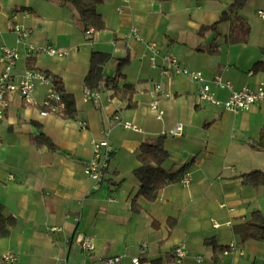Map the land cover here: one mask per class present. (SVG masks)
Wrapping results in <instances>:
<instances>
[{"label":"crops","instance_id":"0c3cea01","mask_svg":"<svg viewBox=\"0 0 264 264\" xmlns=\"http://www.w3.org/2000/svg\"><path fill=\"white\" fill-rule=\"evenodd\" d=\"M233 1L129 0L118 13L120 0H102L95 10L104 28L84 32L75 0H0V54L4 46L18 50L14 78L29 69L31 58L33 70L62 80L77 110L73 119L44 113L48 87L39 83L31 104L18 94L8 97L0 121V204L14 225L0 238V256L12 252L16 264H106L113 257L120 260L112 264H131L135 257L140 264H264V241L241 245L234 229L254 211L264 215V186L254 188L241 178L252 170L264 172V151L248 145L264 136V101L236 114L201 102L191 78L163 77L161 59L153 67L144 44L125 37L135 26L145 42L208 81L221 77L235 90L254 89L264 81L263 74L252 72L264 61V18L257 14L264 12V0L244 5L245 38V24L234 18L210 28ZM10 22L31 30L26 44L17 43ZM45 46L60 55L37 51ZM93 51L110 55L103 75L115 78L121 89L116 94L102 84L97 102L83 98ZM155 85L170 96H154ZM212 92L220 101L229 95L214 85ZM115 115L138 130L112 125ZM177 123L182 134L169 136ZM40 134L55 148L36 145L32 139ZM158 136H164L169 155L163 169L189 172L191 180L170 183L149 202L136 198L140 183L132 171L142 143ZM94 140L112 147L98 188L84 173ZM77 235L92 238L94 249H81ZM209 241L229 248L216 263ZM181 243L187 255L177 263L173 250Z\"/></svg>","mask_w":264,"mask_h":264},{"label":"built area","instance_id":"2783aa9c","mask_svg":"<svg viewBox=\"0 0 264 264\" xmlns=\"http://www.w3.org/2000/svg\"><path fill=\"white\" fill-rule=\"evenodd\" d=\"M129 0H120V4L117 7V12H124V8L128 5ZM257 14L264 18L263 11H257ZM10 30L16 35L17 43L26 44L27 39L31 35V30L20 26L14 22H10ZM126 38H133L136 41L143 43L146 51L149 54V60L153 67H157V58H160L163 65L160 66V74L169 79L175 75H184L191 78L197 85V97L201 102L210 103L215 106H220L222 109L232 113H238L241 111H248L254 104L264 101V81L260 82L256 88L250 89L244 87L240 90H235L230 81L224 80L221 77H214L211 81H208L201 72L190 71L179 60L168 54H161L158 46L153 42H145L138 32L135 26H131L128 32L125 34ZM33 48L27 50V57L32 53ZM38 52H44L50 56L60 55V52L51 46L40 47ZM19 58V52L16 48L4 46L1 48L0 54V121L4 117L6 101L12 94H18L26 104L32 103V93L37 83L48 87L47 95L43 106L48 111L44 113L54 114L58 108L62 107L58 94L52 89V83L44 73L26 69L23 71L19 79H15L13 75V69ZM212 85L220 89H226L229 93L225 101L218 100L212 92ZM100 89L93 91L85 88L83 93L84 100H92L97 102L100 99ZM154 96L161 93L164 97H169L170 94L162 93L160 85H155L151 92ZM156 102L151 105L152 109H155ZM161 112L157 113V118H160ZM112 125L120 126L124 129L138 130V127L128 121L122 119L120 115H115L111 119ZM82 128H86L85 122L79 123ZM183 125L177 123L174 125L167 134L169 136H179L182 134ZM92 159L84 165V173L94 182V187L98 188L103 180V174L108 167L112 147L104 140L92 141ZM13 179L12 176H9ZM191 180V175L186 172L179 180L182 185H188ZM223 206V205H221ZM215 226H217L214 223ZM74 242L84 251H91L94 249V243L92 238L77 235ZM174 259L177 263H180L187 255L186 245L181 243L173 250ZM119 257H113L105 259L106 264H112L119 262ZM197 261H201V258L197 257ZM18 256L12 252H5L0 256V264H16ZM131 264H140L139 258L135 257L131 260Z\"/></svg>","mask_w":264,"mask_h":264},{"label":"trees","instance_id":"16d2710c","mask_svg":"<svg viewBox=\"0 0 264 264\" xmlns=\"http://www.w3.org/2000/svg\"><path fill=\"white\" fill-rule=\"evenodd\" d=\"M248 0H234L231 4L227 5L222 11L218 21L210 28L214 29L215 26L222 22H229L233 18L244 23L246 30L244 38L249 32V27L246 20L242 17L241 11ZM102 2V0H75L79 19L82 22L84 32L99 31L104 28V22L95 10V5ZM264 54V45L261 48ZM110 59V55L104 52L93 51L90 55L88 70L83 78L85 88L93 91L102 88L101 85L105 84L107 88L113 90L118 94L121 91L116 84V79L106 78L103 75V67ZM32 59H27V66H31ZM252 72L264 75V61H257L253 67ZM46 75V74H45ZM49 77L48 75H46ZM50 79V78H49ZM52 89L60 98L62 107L54 113L59 117L65 119H73L76 114L75 99L72 94L68 93L64 87L62 80L58 77L50 79ZM124 88V87H123ZM45 112L48 109L43 106ZM36 145H47L50 149H54V145L47 137L40 134L32 139ZM248 145L256 151H264V136L258 141H251ZM169 155L164 149V136H158L155 140L143 142L139 148L137 155L138 166L133 169L132 174L140 183L137 197H142L145 200L152 202L156 199L159 190L169 185L170 183L177 182L184 175V172L179 170L177 173H168L163 169V164L168 160ZM242 181L254 188L264 186V172L259 170H252L248 173L242 174ZM135 206V201L133 203ZM14 219L5 213L4 207L0 204V238L6 237L12 226ZM240 237V244H244L248 240L264 241V215L259 211L251 213L248 221L236 225L234 228ZM208 245L212 246L215 263L218 261V254L227 251L229 248H222L217 246L214 241H209Z\"/></svg>","mask_w":264,"mask_h":264}]
</instances>
